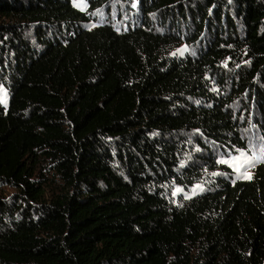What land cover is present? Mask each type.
<instances>
[{
    "label": "trees",
    "instance_id": "obj_1",
    "mask_svg": "<svg viewBox=\"0 0 264 264\" xmlns=\"http://www.w3.org/2000/svg\"><path fill=\"white\" fill-rule=\"evenodd\" d=\"M85 1L0 0V264H264V0Z\"/></svg>",
    "mask_w": 264,
    "mask_h": 264
},
{
    "label": "rangeland",
    "instance_id": "obj_2",
    "mask_svg": "<svg viewBox=\"0 0 264 264\" xmlns=\"http://www.w3.org/2000/svg\"><path fill=\"white\" fill-rule=\"evenodd\" d=\"M133 3V2H132ZM71 4L80 11L85 12L87 9V4L85 0H71ZM133 8L135 7V3H133ZM120 15L124 14L123 5H120ZM130 11V10H126ZM110 18L114 17V12H111L109 14ZM120 18V17H119ZM94 23H89L87 28H92ZM187 47L182 44L180 48L172 52V56H179L182 57L186 54ZM0 103L4 108L8 107L9 98L7 95V90L5 87H0ZM247 132L245 133L246 137L250 138L251 140L257 141V147H263L264 148V142L262 140V137L260 135V131L255 129L254 127L248 128ZM255 137V138H254ZM260 158V157H259ZM259 158L256 155H252L245 150H240V152L236 155L222 158L218 161L221 165L224 164L226 166H229L233 172H234V179L235 180H250L253 176L254 167L256 164L259 163ZM204 187L201 184H195L192 187L187 188L186 190L182 187H175L172 191V194L175 198L181 197L183 199L192 198L195 196H198L202 193ZM10 194L12 191L9 188L1 187L0 194Z\"/></svg>",
    "mask_w": 264,
    "mask_h": 264
}]
</instances>
